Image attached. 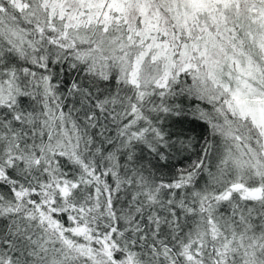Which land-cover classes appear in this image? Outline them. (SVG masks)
Instances as JSON below:
<instances>
[{
	"label": "snow or ice",
	"instance_id": "snow-or-ice-1",
	"mask_svg": "<svg viewBox=\"0 0 264 264\" xmlns=\"http://www.w3.org/2000/svg\"><path fill=\"white\" fill-rule=\"evenodd\" d=\"M0 264H264V0H0Z\"/></svg>",
	"mask_w": 264,
	"mask_h": 264
}]
</instances>
